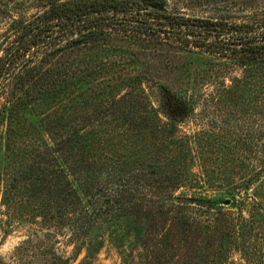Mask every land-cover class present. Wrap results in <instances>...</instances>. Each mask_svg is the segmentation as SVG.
I'll list each match as a JSON object with an SVG mask.
<instances>
[{
    "label": "trees",
    "instance_id": "16d2710c",
    "mask_svg": "<svg viewBox=\"0 0 264 264\" xmlns=\"http://www.w3.org/2000/svg\"><path fill=\"white\" fill-rule=\"evenodd\" d=\"M185 1L218 14L168 0H37L35 13L12 17L0 47V172L20 165L8 188L21 183L35 214L68 228L87 257L105 236H133L142 264H264V105L246 163L213 157L208 131L181 132L188 97L157 81L155 106L145 88L159 57L194 49L260 65L264 78V0ZM57 245L38 232L0 263L74 264Z\"/></svg>",
    "mask_w": 264,
    "mask_h": 264
},
{
    "label": "rangeland",
    "instance_id": "374dc122",
    "mask_svg": "<svg viewBox=\"0 0 264 264\" xmlns=\"http://www.w3.org/2000/svg\"><path fill=\"white\" fill-rule=\"evenodd\" d=\"M37 0H0V47L6 42V32L12 17L26 12L28 17L37 11ZM33 7L29 8L28 6ZM172 10L193 16H217L215 9L190 8L185 0H168ZM194 49V48H193ZM183 51L159 57L161 68L155 72L159 79L147 82L146 95L155 106L160 95L154 82H166L178 94L188 97L194 112L180 124L181 132L194 134L208 131L213 135V157L224 152L233 154L241 162L253 159L246 149L252 134L257 135L262 128V106L264 105V78L262 66L243 68L227 58L204 51ZM1 52V51H0ZM0 54H3L1 52ZM173 61L172 70L166 69V62ZM170 65V63H168ZM204 144H209V140ZM255 160V159H254ZM34 160H30L32 163ZM257 162V161H255ZM7 165L5 151L0 143V168ZM7 174L0 172V254L10 261L16 248L35 233L52 232L58 238V248L74 260V264H142L147 257L146 249L135 237H127L123 242L105 236L98 253L87 257L79 242L71 240L68 228L59 227L56 221L37 216L34 201L21 183L10 190L12 178L20 172V165L11 167ZM243 173H235L239 178ZM3 264V263H0Z\"/></svg>",
    "mask_w": 264,
    "mask_h": 264
},
{
    "label": "water",
    "instance_id": "95a60500",
    "mask_svg": "<svg viewBox=\"0 0 264 264\" xmlns=\"http://www.w3.org/2000/svg\"><path fill=\"white\" fill-rule=\"evenodd\" d=\"M229 202H230V201H229V200H227V201H226V204H229Z\"/></svg>",
    "mask_w": 264,
    "mask_h": 264
}]
</instances>
